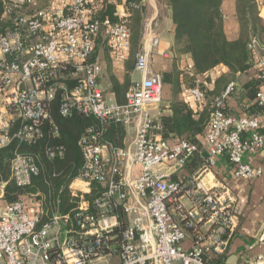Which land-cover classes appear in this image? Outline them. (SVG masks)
<instances>
[{"label":"built area","instance_id":"obj_1","mask_svg":"<svg viewBox=\"0 0 264 264\" xmlns=\"http://www.w3.org/2000/svg\"><path fill=\"white\" fill-rule=\"evenodd\" d=\"M40 1L0 0V22L10 23L0 32V153L17 143L11 180L26 188L42 172L39 156L21 147L38 144L47 131L60 137L54 104L63 117L79 114L99 125H89L78 140L82 165L68 186L67 212H61L59 198L47 203L40 193L0 204V264H94L108 256L118 258L117 264H209L208 256L225 255L238 227L233 203L201 177H173L203 150L202 174L227 155L237 179L261 177L260 168L244 162L248 154L264 151L259 117L226 112L231 84L211 103L204 148L164 139L152 114L165 85L152 68L160 40L148 24L136 55L140 78L119 104L103 88L104 67L93 51L104 38L113 55H127L130 30L93 18V0H47L39 7ZM250 48L256 53L259 45L254 40ZM255 78L261 81L256 103L264 113V56ZM188 95L198 104L206 98L199 87ZM114 124L126 129L122 148L104 140ZM45 152L50 161L62 160L66 147L52 144ZM5 187L0 184V203Z\"/></svg>","mask_w":264,"mask_h":264},{"label":"trees","instance_id":"obj_2","mask_svg":"<svg viewBox=\"0 0 264 264\" xmlns=\"http://www.w3.org/2000/svg\"><path fill=\"white\" fill-rule=\"evenodd\" d=\"M225 0H160L161 5L166 9V18L170 26L175 27V38L171 48L175 67L178 69L172 73H161L163 82L171 84L174 90V101L171 104V115L163 116L160 119L163 138L171 134L177 135L182 140L198 144L197 136L203 134L210 116L212 101L206 94L207 106L205 112L196 120L194 112L184 100L179 99L181 94L182 79L186 89L196 87L205 91V85L199 81V77H206L210 81V73L219 67L226 68V72L218 80L217 89L208 93L216 97L228 89L232 80L239 74H248L255 66V52L250 45L255 40L258 45H264V20L260 16V8L264 0H235L236 17L240 26L239 37L236 40H229L225 32V17L222 6ZM124 7V13H118L119 6ZM89 13L93 18H109L113 22H121L130 30L131 50L127 63L126 84L129 82V74L134 71L136 55L144 41V32L147 24V3L145 0H93L88 5ZM10 23L0 22V32L9 26ZM154 33L160 39V31ZM102 45L99 40L93 51V59L98 57ZM106 53L107 70L112 72L111 48ZM183 57L191 61V66L179 70ZM179 66V67H178ZM113 79V90L117 101L122 104L121 96L124 88L116 77ZM261 81L253 77L244 86V93L241 101L251 99L258 111H263L256 103V96ZM234 89V88H233ZM225 90V91H226ZM233 91V90H232ZM220 94V96H219ZM232 94V92H231ZM210 101V102H209ZM226 112H228L226 110ZM52 116L54 122L60 129V137L54 138L50 131L45 137L34 146H22L21 151L39 156L44 167L39 176L35 177L31 186L22 188L11 180V159L17 149V143L3 149L0 153V184L6 183L5 196L0 204H12L19 200H27L29 196L40 193L45 201H62L61 212H67L66 204L71 201L68 186L78 174L82 165V154L78 147V140L89 125L98 127V123L92 119L79 114L70 117H63L59 113L58 104H54ZM104 140L109 144L122 148L125 145L126 129L122 125H110L105 134ZM62 144L66 147V156L62 160L50 161L46 156L45 149L49 145ZM200 149L202 146L198 145ZM206 163L203 153H196L187 162L183 169L188 170L191 175L200 170ZM61 190H63L61 192ZM28 197V198H27ZM39 199L41 197H38ZM209 264H227L225 255L219 257L208 256Z\"/></svg>","mask_w":264,"mask_h":264},{"label":"crops","instance_id":"obj_3","mask_svg":"<svg viewBox=\"0 0 264 264\" xmlns=\"http://www.w3.org/2000/svg\"><path fill=\"white\" fill-rule=\"evenodd\" d=\"M147 3V9L151 10L153 8L156 11V17L160 15V9L156 0H145ZM263 1V0H262ZM47 0H41L39 6H45ZM123 6L118 7V12H123ZM122 11H119L121 10ZM223 14L225 17V32L229 40H236L239 37L240 26L236 17V5L235 0H225L222 6ZM264 12V8L260 11ZM264 20V17L261 16ZM166 21V28L161 27L160 31V45L155 49L152 57V68L154 71L160 73H172L174 70L178 69L175 67L173 61V55L171 53V48L174 43L175 38V27L170 26V22L167 18L163 19ZM264 42V40H263ZM108 46V45H107ZM131 50V48H130ZM110 53V50L108 51ZM111 55L113 74L120 82V84L125 87L124 94H122V102H125V93L131 82L137 80L138 72L134 71L129 74V82L126 84L127 78V63L130 57V51L127 55L121 57L120 55ZM264 56V45H260L258 51L255 53V66L251 69L248 74L237 75L231 84H234V89L232 94L226 102V110L228 114L232 115H244V116H258L261 121V132L264 133V113L263 111H258L257 115H251L249 113H256V108L253 107L254 101L247 98L241 101V95L244 93V86L255 77L257 72V64L261 57ZM191 66V61L187 57H183L179 70H183ZM104 71L105 72V66ZM226 72V68L219 67L213 70L209 77L210 81L205 77H199V81L203 82L205 85V92L210 101L216 97L208 95V93L214 92L218 87V80ZM181 94H179V99L184 100L190 109L194 112V117L199 120L200 117L205 112L207 101L198 104L193 98L189 97V90L185 88L183 83L184 76L181 77ZM230 84V85H231ZM229 85V86H230ZM228 86V87H229ZM226 90V89H225ZM220 94L222 95L224 92ZM114 99L117 101L115 92ZM110 94V93H109ZM219 94V96H220ZM174 101V90L171 84L165 83L163 91L162 103L152 109V114L160 119L163 116L171 115V104ZM209 101V102H210ZM118 102V101H117ZM209 130V119L205 131L203 134L197 136L198 144L204 148L205 137ZM166 140L173 142L177 140H182L177 135L171 134ZM206 151L203 150V155H207ZM206 158V157H205ZM244 162L251 165L253 168H260L263 171V175L255 180H243L237 179L234 176V167L229 161L227 155L220 156L217 162V166L213 168L212 171H208L202 174L203 167L196 173L191 175L188 170L182 169L173 178L177 179L179 176L187 177H201L204 183L208 186L216 187L223 195L228 198L234 206V214L238 220V227L236 229L233 240L225 254L227 264H258V257L264 255V151L257 154H248L245 157ZM3 204H1L2 206ZM192 245V240L189 239L186 243V247ZM116 262L109 264H117L118 258H113Z\"/></svg>","mask_w":264,"mask_h":264},{"label":"rangeland","instance_id":"obj_4","mask_svg":"<svg viewBox=\"0 0 264 264\" xmlns=\"http://www.w3.org/2000/svg\"><path fill=\"white\" fill-rule=\"evenodd\" d=\"M156 2H157L159 9H160L159 17L155 16L156 11H154L153 8H151V10L147 9V24L149 26V29H152L153 31H154V29H153L154 24L156 27V31L160 30L161 27L167 29L166 25H165L166 21L163 22V19L165 20V18L167 16L166 9L161 5L160 0H156ZM39 7H42V6H39ZM123 10H124V8H123ZM119 11H122V9ZM120 14L123 15V12H120ZM99 43H100V46L102 45V47H101L102 49H101V51H100V53L96 59L99 60V62L103 66H105V72L103 73V77H102V85H103V88L106 89L107 94L110 93L108 96L109 99L114 101V93H113L114 90H113V79H112V77H115V75L113 74L112 64H111L112 72L110 73L109 70H107L108 64H107L106 53H105V52H108L110 49L107 46V42L105 41L104 38H100ZM138 77L140 78V74H138ZM115 262L116 261L113 259L112 256H108L103 260L96 261L94 264H109V263H115Z\"/></svg>","mask_w":264,"mask_h":264},{"label":"water","instance_id":"obj_5","mask_svg":"<svg viewBox=\"0 0 264 264\" xmlns=\"http://www.w3.org/2000/svg\"><path fill=\"white\" fill-rule=\"evenodd\" d=\"M205 157L207 158V155H205Z\"/></svg>","mask_w":264,"mask_h":264}]
</instances>
